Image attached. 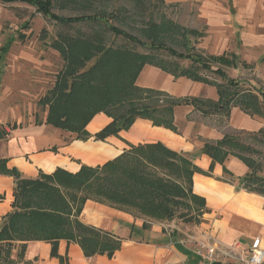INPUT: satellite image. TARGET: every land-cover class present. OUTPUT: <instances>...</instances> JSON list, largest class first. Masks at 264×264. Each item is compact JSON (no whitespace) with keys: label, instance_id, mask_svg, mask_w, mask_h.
I'll return each mask as SVG.
<instances>
[{"label":"trees","instance_id":"obj_1","mask_svg":"<svg viewBox=\"0 0 264 264\" xmlns=\"http://www.w3.org/2000/svg\"><path fill=\"white\" fill-rule=\"evenodd\" d=\"M109 1L113 0H57L58 7H72L81 12L78 16L63 17L53 14V0H0V3L20 2L34 6L37 13L58 24L90 22L97 25L88 35L64 34L50 44L64 64L55 75L52 88L38 101L43 109L47 108L44 125L74 135V141L86 142L91 138L95 141H104L110 136L118 138L120 131H128L138 119L177 134L174 111L179 106H192L206 117L212 112L228 116L230 108L238 105L247 115L263 116L264 103L257 96L243 90L238 81L229 78L220 68L210 65L217 62L231 67L234 63L223 56L203 57L193 52L190 39L195 42L204 32L183 28L162 15L157 21L152 14H144L150 6L148 0H124L131 5L130 9L121 6L116 12L95 5ZM111 19L127 26L129 21L140 19L137 32L143 39L113 26ZM109 34L120 36L147 52L113 47L107 43ZM175 46L184 48L185 53L175 50ZM8 48L6 44L1 50L7 53ZM161 51L170 58L189 62L190 66L185 68L176 62L159 59ZM147 64L174 79L185 77L216 87L218 102L173 98L163 91L137 86L138 74ZM204 71L220 77L223 83L209 81L201 73ZM97 114L111 121L101 131L90 135L85 128ZM260 134L262 131L251 135ZM3 138L5 136L0 134V139ZM203 145L201 154L211 159L208 170L215 163L222 165L230 181L238 180L247 191L263 195L264 179L257 175L261 166L252 156L258 153L256 149L231 135ZM127 146L128 149L103 165H81L76 173L60 168L49 175L40 171L34 179L9 169L6 161L0 160V175L14 179L12 210L0 221V264H15L11 258L15 248L17 260H22L25 244L37 241L50 245L51 257L57 258L59 264H66L57 254L59 241L76 244L85 258H111L121 249V240L80 219L87 201L109 206L134 219H143V229L148 228L146 222L151 219L162 222L175 218L189 220L194 211L204 209L205 202L192 193V179L194 173H208L197 168L185 154L159 142ZM229 156L243 162L250 174L235 179L223 165ZM255 186L258 188H253Z\"/></svg>","mask_w":264,"mask_h":264},{"label":"crops","instance_id":"obj_2","mask_svg":"<svg viewBox=\"0 0 264 264\" xmlns=\"http://www.w3.org/2000/svg\"><path fill=\"white\" fill-rule=\"evenodd\" d=\"M177 1L183 0H167V3L173 5ZM243 1L245 2V0ZM248 2L250 3L251 0ZM240 4L241 2L236 5L238 9ZM232 12L233 7L230 8V14ZM204 15L206 14L204 13ZM206 16L205 31H202L204 36L195 42L192 39L193 52L203 57L218 58L223 56L232 64L234 63L231 67L223 66L217 62L210 64L214 68H220L223 72L224 69L249 68L250 64L243 61L240 56L248 46L254 45L252 37L240 36L238 38L240 46L237 45V42L231 45L232 38L236 39V34L234 36L227 34L228 17L226 16L216 23L211 20V16ZM202 40H204V44H207L203 50L207 51L196 47L199 44L198 41ZM262 62H264V54H261L256 60L257 64ZM201 73L209 81L220 83L213 79L210 80L207 76L209 72ZM138 75L136 85L141 88L163 91L173 98H198L202 101L218 102V93L214 86L188 80L185 77L174 79L170 74L148 64ZM238 83L243 89L242 83L240 81ZM243 90L250 91L257 96L261 103H264V87ZM182 107L191 108L192 106L177 108ZM192 110H194L193 107ZM214 114L218 118L223 116L225 120L219 127L203 125L200 127L198 134L203 138V141L197 153H193L190 148L192 145L185 142L181 136L177 135L178 133L174 134L165 128L154 127L150 121L138 119L128 131H120L118 138L110 136L104 141H95L91 138L86 142L73 140L59 148L58 152L54 148L43 149L49 144H62L60 138L53 137L52 133L42 134L43 136L39 138L33 135H29L31 137L17 135L5 146L0 144V160H5L9 169H16L24 177L34 179L40 171L49 175L60 168L76 173L81 165L90 167L103 165L107 160L121 154L123 151L122 142L132 146L159 142L177 153L185 154L197 168L208 173L207 175L194 173L192 179V193L197 199H202L205 202L204 209L197 213L194 211L190 214L189 220L175 218L166 221V226L161 224L162 221L151 219L154 222H146L150 227L143 229V219H134L131 215L109 206L87 201L80 219L85 215L92 222L86 223L82 220L84 223L106 233L114 234L121 240V249L109 259L106 256L85 258L82 250L76 244L59 241L58 256L62 257L66 264H200L201 260L195 254V250L198 243H203L216 247L215 255L218 263L240 264L239 258L248 256L255 244L264 251V196L254 191H247L238 183V180L230 181L229 176L223 173L222 165L215 163L212 169L208 170L211 159L201 154V149L204 143L219 141L224 135H230V132L235 130L250 133V135L260 131L263 134L264 112L263 116L247 115L238 105H234L230 108L228 116L221 112ZM206 116L214 117L212 113ZM110 121L111 119L103 114H97L91 118L85 129L88 134L94 135L104 129ZM28 133L31 132L22 134ZM0 134L3 135L1 131ZM120 134L129 143L123 141ZM45 139H49L50 142L45 143L43 141ZM143 140L147 143H137ZM223 165L235 179L250 174L248 168L238 158L229 156ZM13 189L14 179L7 175H0V195L2 196L0 199V221L12 210ZM118 230L124 233L123 237L117 233ZM50 249V245L44 242H28L25 244L23 259L15 261V264H59L57 258L51 257ZM14 251L17 259V248ZM11 258L13 259L12 256Z\"/></svg>","mask_w":264,"mask_h":264},{"label":"rangeland","instance_id":"obj_3","mask_svg":"<svg viewBox=\"0 0 264 264\" xmlns=\"http://www.w3.org/2000/svg\"><path fill=\"white\" fill-rule=\"evenodd\" d=\"M148 1L150 6H148L144 14H152L157 21L159 16L162 15L183 28H194L201 32L205 29L206 15L211 16V20L216 23L227 16V34H233V36L236 34V39L232 38L231 45L237 42V45L240 46L238 38L246 35L252 37L254 45L248 46L240 56L243 61L250 64L249 68L224 69V72H226L228 77L240 81L243 89L264 87V62L261 64L256 63L259 56L264 54V0H251L250 3L248 0L247 2L246 0L245 2L243 0H183L174 2L173 5L167 3V0H163L162 3H160V0ZM56 2L57 0H53L54 9L52 12L57 16L73 17L81 14V12L72 7L69 9L58 7ZM239 2H241L242 6L240 4L238 9L236 5ZM95 5L106 9L108 12H116L121 6L130 9L131 6L124 0H113L96 3ZM231 7H233V12L230 14ZM145 19H147L146 16ZM139 20L129 21L128 26L112 19L110 23L143 39L141 34L137 32V28L140 26ZM96 27V24L90 22L74 23L72 25L58 24L37 13L34 6L20 2L0 3V131L5 136L0 141L2 146H5L7 142L17 135L22 137H31L29 135H33L39 138L52 133L53 137L60 138L62 144H49L43 149L54 148L58 152L59 148L74 140V135L55 130L49 125H44L47 108L43 109L38 101L52 88L55 82V75L64 64L59 54L50 47V44L60 35H88ZM19 35L24 37L21 38ZM192 42L191 39V45ZM198 42L199 44L196 47L199 49L203 50L207 45L206 43L204 44V40ZM107 43L113 47L124 46L140 53L147 52V49L135 46L120 36L114 37L109 34ZM6 44H9V51L4 53L1 49ZM174 49L180 53H185L184 48L180 46H175ZM203 51L207 50L204 49ZM158 57L169 62H176L182 67L190 65L187 61L170 58L164 51L158 53ZM207 76L210 80L213 79L218 83L223 82L220 77H216L211 73H207ZM191 109L192 107H182L175 110V126L178 132L177 135L192 145L190 148L193 153H197L203 141V138L198 134L200 127L202 125L219 127L225 119L223 116L218 118L213 112L212 116L214 117H205L200 115L198 111H191ZM189 111L191 112L189 113ZM36 123L42 125L36 126ZM12 127L19 129L13 131ZM26 132L31 133L22 134ZM230 135L238 138L242 144L250 145L257 150L256 156H252L257 158L261 166V170L257 172L258 176L264 179V132L257 135V137H253L250 133L235 130L231 131ZM120 138L128 142L122 134H120ZM122 143V150L127 149V145L124 142ZM137 143L147 142L143 140ZM253 188L258 187L255 186ZM261 192H263L264 196V189H261ZM81 220L86 223L92 222L85 215H83ZM147 222L153 223L154 221ZM161 224L166 226V222H161ZM147 227H150V225L147 224ZM117 233L121 237L124 235L121 230H118ZM11 256L14 261H17L14 250H12Z\"/></svg>","mask_w":264,"mask_h":264},{"label":"built area","instance_id":"obj_4","mask_svg":"<svg viewBox=\"0 0 264 264\" xmlns=\"http://www.w3.org/2000/svg\"><path fill=\"white\" fill-rule=\"evenodd\" d=\"M215 253L216 247L214 245L208 246L203 243H198V247L195 250V254L201 260L200 264H220L216 259ZM238 262L240 264H264V251L255 244L250 254L246 257H240Z\"/></svg>","mask_w":264,"mask_h":264},{"label":"bare ground","instance_id":"obj_5","mask_svg":"<svg viewBox=\"0 0 264 264\" xmlns=\"http://www.w3.org/2000/svg\"><path fill=\"white\" fill-rule=\"evenodd\" d=\"M43 141H45V143H46V142H47V143H49V142H50V140H49V139H48V140H47V139H45V140H43Z\"/></svg>","mask_w":264,"mask_h":264}]
</instances>
